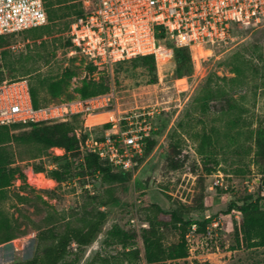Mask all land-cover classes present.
<instances>
[{
    "label": "rangeland",
    "instance_id": "obj_1",
    "mask_svg": "<svg viewBox=\"0 0 264 264\" xmlns=\"http://www.w3.org/2000/svg\"><path fill=\"white\" fill-rule=\"evenodd\" d=\"M76 9L64 0L51 7L56 17L46 27L1 38L0 78L27 80L39 104H48L59 99L49 96L48 82L73 71L76 82L71 79L60 98L74 97L87 73L97 89L115 91L120 111L150 113V150L127 180L106 182L73 178L77 158H67L61 148L6 139L0 159L22 174L32 168L51 178L46 168L51 163L59 170L69 163L72 170L64 181L36 182L51 186L45 189L28 186L17 174L0 191V264L41 255L51 244L50 234L80 227L96 212L105 213L106 220L95 240L81 251L71 244L60 264H146L141 235L153 205L164 213L159 233L169 249L180 244L171 214L182 219L224 216L216 238L190 239L187 257L167 264H264V247H248L234 235L240 220L237 206L256 197L257 180L262 182L264 161L256 162L254 138L258 128L264 129V28L241 29L226 46L192 53L190 76L182 75L174 61L155 67L152 74L132 60L89 74L83 60L67 58V32ZM93 132L99 134L97 128ZM216 176H221L222 187L214 186ZM110 193L118 203L101 206ZM7 236L10 240L2 242Z\"/></svg>",
    "mask_w": 264,
    "mask_h": 264
},
{
    "label": "built area",
    "instance_id": "obj_2",
    "mask_svg": "<svg viewBox=\"0 0 264 264\" xmlns=\"http://www.w3.org/2000/svg\"><path fill=\"white\" fill-rule=\"evenodd\" d=\"M80 4L81 14L72 17L67 32L71 44L67 58H78L97 70L138 56H152L159 70L174 61V47H185L190 55L197 48L211 52L233 42L241 29L264 28V0H80ZM47 24L42 0H0V37ZM166 41L173 46H166ZM56 122L74 123L79 163L93 154L123 172H133L152 131L150 113L120 111L114 90L34 107L27 80L0 82V126ZM46 168L57 169L54 163ZM45 172L29 168L23 172L24 181L30 187L49 188L36 183H54ZM217 177L214 186L222 187V178ZM256 185L262 197L264 181L257 180ZM223 220L222 214L213 213L193 217L187 246L198 235L216 238ZM198 221L206 222L202 234L197 233Z\"/></svg>",
    "mask_w": 264,
    "mask_h": 264
},
{
    "label": "trees",
    "instance_id": "obj_3",
    "mask_svg": "<svg viewBox=\"0 0 264 264\" xmlns=\"http://www.w3.org/2000/svg\"><path fill=\"white\" fill-rule=\"evenodd\" d=\"M43 6L47 15L48 24L54 20L56 16L53 14L51 7L55 4L63 3L64 0H42ZM67 3L76 4V11L71 16L81 14L80 0H65ZM47 24V25H48ZM46 25V26H47ZM44 26V27H46ZM41 27V28H44ZM40 29V28H38ZM240 32V31H239ZM21 34V33H20ZM10 36V35H8ZM5 37V36H3ZM3 37H0L3 38ZM70 47V42L68 43ZM166 46H173L171 42L166 41ZM139 61L142 66L146 68L149 73H154L155 62L152 56H138L125 61ZM124 62V61H122ZM174 62L177 70L184 76H190L192 72V62L190 54L185 47H174ZM121 63V62H119ZM96 68L87 64L88 73L91 74ZM75 75L73 71L67 70L58 78H55L47 83L46 90L52 99L60 98L65 94L69 85V81ZM3 80L0 78V82ZM97 83L91 79L81 80V86L76 89L77 94L81 98H87L97 94L107 93L108 89H97ZM32 103L34 107L39 105L35 90L29 85ZM73 98L67 95L66 99ZM0 130H4L0 134V144L6 139L14 137L16 141H36L44 144L47 147H57L65 151L64 156L75 155L77 158L74 177L76 176H91L100 178L106 182L125 181L130 176V172H123L121 170L113 169L103 160L98 159L97 156L91 154L85 157L83 164L78 162L77 140L75 137V125L71 122H56V123H41L31 125L28 127L21 126H0ZM150 139L146 140L144 154L141 158H137L134 166L145 158L150 150ZM254 143L256 147L255 158L256 162L264 161V129L258 128L255 133ZM68 158V157H67ZM59 159L57 157L54 158ZM10 162L0 159V191L9 187L11 182L16 179V175L24 179V175L17 168H11ZM70 165L67 163L62 170L58 168L50 171V176L56 181H64L66 177L71 174ZM39 172V170H35ZM259 174H262L261 181H264V164L260 167ZM258 193H260V185H257ZM109 193V192H108ZM118 203V199L111 193L103 202L101 206ZM240 214L239 225L235 228V239L237 242L248 247H264V195L261 197L258 194L256 197H250L244 200L240 206H237ZM215 215L221 213H213ZM163 211L157 206L150 207L149 214L146 215L145 223L147 228L143 230L141 235L143 244V255L146 264H167V261L184 259L187 257L186 235L190 225L193 222L195 215H189L187 218H178L175 214H171L172 222L178 225L180 230V244L174 248H167L161 242L160 228L165 225V222L160 220L163 216ZM223 215V214H222ZM106 220V214L103 212H96L90 218L86 219L82 226L76 228H67L61 234H50L49 239L51 244L45 246L41 255L32 258L31 260L22 262L20 264H60L70 253V245L75 244L76 249L80 250L90 245L96 238L103 223ZM198 234L204 232L206 222L198 221ZM9 236L5 237L2 242L9 241Z\"/></svg>",
    "mask_w": 264,
    "mask_h": 264
},
{
    "label": "bare ground",
    "instance_id": "obj_4",
    "mask_svg": "<svg viewBox=\"0 0 264 264\" xmlns=\"http://www.w3.org/2000/svg\"><path fill=\"white\" fill-rule=\"evenodd\" d=\"M203 51H201L199 48H197L195 51H194V53H196V54H200V53H202ZM50 184L51 183V181H39V183L38 184Z\"/></svg>",
    "mask_w": 264,
    "mask_h": 264
},
{
    "label": "water",
    "instance_id": "obj_5",
    "mask_svg": "<svg viewBox=\"0 0 264 264\" xmlns=\"http://www.w3.org/2000/svg\"><path fill=\"white\" fill-rule=\"evenodd\" d=\"M84 79L88 80V74L87 73H85Z\"/></svg>",
    "mask_w": 264,
    "mask_h": 264
}]
</instances>
